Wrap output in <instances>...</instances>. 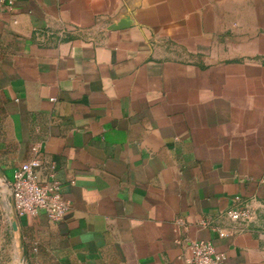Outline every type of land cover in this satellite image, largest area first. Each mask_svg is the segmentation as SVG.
Here are the masks:
<instances>
[{"label":"crops","instance_id":"1","mask_svg":"<svg viewBox=\"0 0 264 264\" xmlns=\"http://www.w3.org/2000/svg\"><path fill=\"white\" fill-rule=\"evenodd\" d=\"M37 144L61 221L15 217ZM197 240L264 264V0L0 6V264H185Z\"/></svg>","mask_w":264,"mask_h":264},{"label":"built area","instance_id":"2","mask_svg":"<svg viewBox=\"0 0 264 264\" xmlns=\"http://www.w3.org/2000/svg\"><path fill=\"white\" fill-rule=\"evenodd\" d=\"M13 5L14 0H0V6ZM44 167L47 171L42 173ZM11 190L17 218L44 211L52 221H61L72 206L71 200L63 194L55 162L42 158L41 144L33 146L32 157L14 171ZM224 213L226 219L241 224H249L256 219L255 208L239 198L237 204ZM201 223L208 224L204 220ZM217 230L221 235L226 234L222 228ZM180 258L185 264H223L226 255L218 251L211 240H197L188 244L187 252Z\"/></svg>","mask_w":264,"mask_h":264},{"label":"water","instance_id":"3","mask_svg":"<svg viewBox=\"0 0 264 264\" xmlns=\"http://www.w3.org/2000/svg\"><path fill=\"white\" fill-rule=\"evenodd\" d=\"M17 218V216H15ZM17 225V224H16Z\"/></svg>","mask_w":264,"mask_h":264}]
</instances>
